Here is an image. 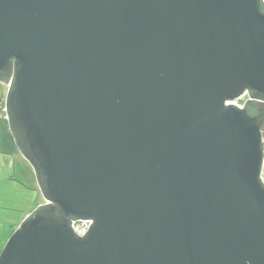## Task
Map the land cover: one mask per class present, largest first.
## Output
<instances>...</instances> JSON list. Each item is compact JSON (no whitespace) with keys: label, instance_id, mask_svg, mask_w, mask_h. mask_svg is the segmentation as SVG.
I'll return each mask as SVG.
<instances>
[{"label":"water","instance_id":"95a60500","mask_svg":"<svg viewBox=\"0 0 264 264\" xmlns=\"http://www.w3.org/2000/svg\"><path fill=\"white\" fill-rule=\"evenodd\" d=\"M0 113V264H264V0H0Z\"/></svg>","mask_w":264,"mask_h":264},{"label":"crops","instance_id":"0c3cea01","mask_svg":"<svg viewBox=\"0 0 264 264\" xmlns=\"http://www.w3.org/2000/svg\"><path fill=\"white\" fill-rule=\"evenodd\" d=\"M44 202L33 169L17 148L0 150V254L27 215Z\"/></svg>","mask_w":264,"mask_h":264},{"label":"rangeland","instance_id":"374dc122","mask_svg":"<svg viewBox=\"0 0 264 264\" xmlns=\"http://www.w3.org/2000/svg\"><path fill=\"white\" fill-rule=\"evenodd\" d=\"M6 93H7V88L3 87V96L4 97L6 96ZM9 145L16 147L14 139H13V137L9 131L8 122H7V120H5L3 122H0V150H8ZM19 154H20V152H19Z\"/></svg>","mask_w":264,"mask_h":264},{"label":"flooded vegetation","instance_id":"af4514ba","mask_svg":"<svg viewBox=\"0 0 264 264\" xmlns=\"http://www.w3.org/2000/svg\"><path fill=\"white\" fill-rule=\"evenodd\" d=\"M248 99L247 96L243 98V101H246ZM5 121V113H0V122ZM263 177H264V171H263Z\"/></svg>","mask_w":264,"mask_h":264},{"label":"built area","instance_id":"2783aa9c","mask_svg":"<svg viewBox=\"0 0 264 264\" xmlns=\"http://www.w3.org/2000/svg\"><path fill=\"white\" fill-rule=\"evenodd\" d=\"M235 104L238 105V106H243L244 101H243V99H240V100L236 101ZM75 226L77 228V227H80L81 224H78V225H75Z\"/></svg>","mask_w":264,"mask_h":264},{"label":"trees","instance_id":"16d2710c","mask_svg":"<svg viewBox=\"0 0 264 264\" xmlns=\"http://www.w3.org/2000/svg\"><path fill=\"white\" fill-rule=\"evenodd\" d=\"M17 148V147H16Z\"/></svg>","mask_w":264,"mask_h":264}]
</instances>
